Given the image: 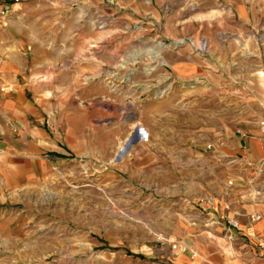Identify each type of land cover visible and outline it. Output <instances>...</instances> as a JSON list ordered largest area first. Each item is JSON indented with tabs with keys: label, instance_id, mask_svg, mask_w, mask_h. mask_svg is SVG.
Instances as JSON below:
<instances>
[{
	"label": "crops",
	"instance_id": "crops-1",
	"mask_svg": "<svg viewBox=\"0 0 264 264\" xmlns=\"http://www.w3.org/2000/svg\"><path fill=\"white\" fill-rule=\"evenodd\" d=\"M188 2L202 21H129L153 0H124L125 21L110 0H0V264L41 190L99 179L187 203L156 253L166 264H264V0ZM164 23L210 53L172 51L171 87L153 92L110 66V34L162 39Z\"/></svg>",
	"mask_w": 264,
	"mask_h": 264
},
{
	"label": "rangeland",
	"instance_id": "rangeland-1",
	"mask_svg": "<svg viewBox=\"0 0 264 264\" xmlns=\"http://www.w3.org/2000/svg\"><path fill=\"white\" fill-rule=\"evenodd\" d=\"M123 1L110 0V21H125ZM195 6L188 0H153L140 18L129 21H202ZM99 19L107 21L104 16ZM161 29L166 38L156 39L155 32L144 35L140 24L126 33L110 34V66L128 69L125 78L131 81L158 83L153 92L171 87L167 56L172 51L188 45L195 55L210 53V47L208 52L198 49L203 41L209 45L205 37L186 34L172 40L165 34L178 27L164 23ZM186 192V186L180 187V193ZM34 204L33 221L29 218L25 232L19 233L17 257L15 253L7 259L4 252L2 264H166L156 253L171 240V228L186 213L187 203L151 198L140 186H107L99 179L95 185L44 188Z\"/></svg>",
	"mask_w": 264,
	"mask_h": 264
},
{
	"label": "built area",
	"instance_id": "built-area-1",
	"mask_svg": "<svg viewBox=\"0 0 264 264\" xmlns=\"http://www.w3.org/2000/svg\"><path fill=\"white\" fill-rule=\"evenodd\" d=\"M15 3H18L20 2V0H14ZM192 42L193 45L194 44V41L193 40H190ZM184 43V40L183 41H177L176 44H183ZM198 49L202 52H208L209 50V45H208V42L207 41H203L200 43ZM140 131H141V134H142V137H143V140L144 141H148L149 139V134L148 132L146 131L145 128H140ZM261 131L264 133V123L261 124ZM251 220L252 221H262L263 220V215L261 214H255L253 216H251ZM235 225H237V222H234Z\"/></svg>",
	"mask_w": 264,
	"mask_h": 264
}]
</instances>
